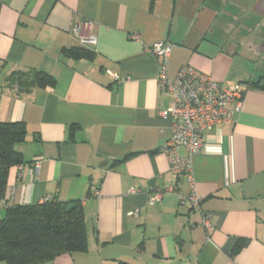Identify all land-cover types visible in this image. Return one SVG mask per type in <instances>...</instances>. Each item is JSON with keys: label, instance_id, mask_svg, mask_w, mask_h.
Listing matches in <instances>:
<instances>
[{"label": "crops", "instance_id": "obj_1", "mask_svg": "<svg viewBox=\"0 0 264 264\" xmlns=\"http://www.w3.org/2000/svg\"><path fill=\"white\" fill-rule=\"evenodd\" d=\"M261 2L0 0V122L26 129L15 145L23 165L8 173L13 203L47 196L80 201L84 212L85 251L43 264H264V90L252 85L264 86V63L260 45L243 34L259 22L236 17H264ZM76 25L93 46L73 34ZM157 42L171 46L168 80L189 66L244 89L232 123L213 129L191 157L198 208L180 204L192 187L175 181L161 150L172 120L159 116L171 97L148 52ZM72 48L93 55L66 56ZM20 71L54 84L19 90L9 79ZM172 184L175 192L150 202Z\"/></svg>", "mask_w": 264, "mask_h": 264}, {"label": "trees", "instance_id": "obj_2", "mask_svg": "<svg viewBox=\"0 0 264 264\" xmlns=\"http://www.w3.org/2000/svg\"><path fill=\"white\" fill-rule=\"evenodd\" d=\"M87 50L72 48L66 50L65 55L89 58L93 54ZM9 80L24 91L54 84L51 76L39 71H20ZM252 85L264 90L259 82ZM25 138L24 124L0 122V207L4 210L0 218V264H43L62 254L86 249L80 201H52L48 197L46 203L35 205L6 204L9 170L23 165L22 155L15 150V145L25 142Z\"/></svg>", "mask_w": 264, "mask_h": 264}, {"label": "built area", "instance_id": "obj_3", "mask_svg": "<svg viewBox=\"0 0 264 264\" xmlns=\"http://www.w3.org/2000/svg\"><path fill=\"white\" fill-rule=\"evenodd\" d=\"M82 26L76 25L73 34L81 43L93 46L94 39L82 36ZM170 48L167 42H157L148 48V52L160 63L158 80L171 97L170 108L159 112L160 117L165 118L169 115L172 120L171 137L162 145L161 150L166 155L169 171L175 181L185 177L188 185L192 187L186 196L179 195L180 204L188 203L191 207L198 208L201 199L193 189L191 157L204 148L207 136L213 129L219 125L232 123L234 114L240 109L244 89L239 84L223 88L209 76L189 66L182 67L173 80H168L165 75V63ZM181 150L185 152V156L180 155ZM38 167L39 161H34L32 169L37 172ZM175 191V184L165 187L157 191L150 202L159 201L164 193ZM6 196V204L12 205L13 188H8ZM48 200L47 196L43 197L41 203ZM202 226L206 230L210 228L207 217L202 218Z\"/></svg>", "mask_w": 264, "mask_h": 264}, {"label": "rangeland", "instance_id": "obj_4", "mask_svg": "<svg viewBox=\"0 0 264 264\" xmlns=\"http://www.w3.org/2000/svg\"><path fill=\"white\" fill-rule=\"evenodd\" d=\"M200 1H201V3L203 2V0H200ZM228 5H230V4H228ZM227 11H230L232 13V10H229V8ZM236 17H238L239 22L243 21V20L246 21L247 19H252L253 22L254 21L259 22L258 27L251 30V32H252L251 34H248L247 32L246 33L244 32L243 34H245L246 37L252 36V40L257 41V44L260 45V46H258V52H259L258 53V57H259L258 62H259V64L264 63V26H263L264 25V17L259 16L257 14L249 15L248 12H245V11H241V13H237ZM255 58H256V56H255ZM0 216L2 217L3 214Z\"/></svg>", "mask_w": 264, "mask_h": 264}, {"label": "flooded vegetation", "instance_id": "obj_5", "mask_svg": "<svg viewBox=\"0 0 264 264\" xmlns=\"http://www.w3.org/2000/svg\"><path fill=\"white\" fill-rule=\"evenodd\" d=\"M259 7H260V8H258L259 11L262 12V13H264V2H261L260 5H259Z\"/></svg>", "mask_w": 264, "mask_h": 264}, {"label": "water", "instance_id": "obj_6", "mask_svg": "<svg viewBox=\"0 0 264 264\" xmlns=\"http://www.w3.org/2000/svg\"><path fill=\"white\" fill-rule=\"evenodd\" d=\"M259 11V10H258ZM260 12V11H259ZM260 13H262V12H260ZM262 14H264V13H262Z\"/></svg>", "mask_w": 264, "mask_h": 264}]
</instances>
